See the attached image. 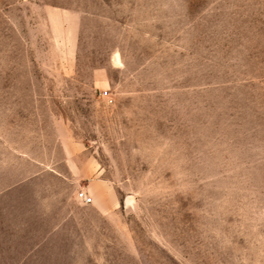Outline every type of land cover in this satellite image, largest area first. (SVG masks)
Wrapping results in <instances>:
<instances>
[{"label": "rangeland", "instance_id": "1", "mask_svg": "<svg viewBox=\"0 0 264 264\" xmlns=\"http://www.w3.org/2000/svg\"><path fill=\"white\" fill-rule=\"evenodd\" d=\"M3 187L98 211L0 264H264V0H0Z\"/></svg>", "mask_w": 264, "mask_h": 264}, {"label": "crops", "instance_id": "2", "mask_svg": "<svg viewBox=\"0 0 264 264\" xmlns=\"http://www.w3.org/2000/svg\"><path fill=\"white\" fill-rule=\"evenodd\" d=\"M54 175L57 179L61 176L62 178L64 177L65 179H69L72 176L71 173H62L60 171H56ZM6 176H8L9 179V174ZM6 176L1 177L6 178ZM23 177V175H19L17 176V179H23ZM15 185H17V183ZM59 190L62 189H56V196L60 203H55V205L46 209L43 208L46 215H42L43 219L41 216L39 222H34V225H32L27 222V220L23 217V214H19V208L15 210V206L23 202V195L21 194L20 188H1L0 239H58L59 237H65L70 230L72 233L74 228H77L78 233L84 228H89L91 222L94 221V219L91 220L90 218V211H98L97 209H94L95 205L92 203H84L79 200L75 203L72 199V203H69V201L65 203V200H61L62 197ZM78 190L79 189L76 190V198ZM8 197H10L8 201L10 202V205L14 207V210H11L8 205H4L3 203ZM9 210L11 212L10 215ZM15 212H17V215L14 214ZM48 212H55L56 214L52 213L51 215H47ZM74 223L76 225H74Z\"/></svg>", "mask_w": 264, "mask_h": 264}, {"label": "built area", "instance_id": "3", "mask_svg": "<svg viewBox=\"0 0 264 264\" xmlns=\"http://www.w3.org/2000/svg\"><path fill=\"white\" fill-rule=\"evenodd\" d=\"M78 198L83 201L84 203H92L93 202V196L85 189H80L77 192Z\"/></svg>", "mask_w": 264, "mask_h": 264}]
</instances>
